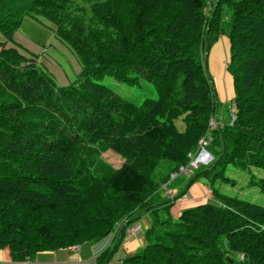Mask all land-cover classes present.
<instances>
[{"label": "trees", "instance_id": "obj_1", "mask_svg": "<svg viewBox=\"0 0 264 264\" xmlns=\"http://www.w3.org/2000/svg\"><path fill=\"white\" fill-rule=\"evenodd\" d=\"M25 17L49 22L78 56L73 82L57 85L34 57L6 46ZM222 35L234 119L209 128L218 100L207 57ZM105 76L145 80L156 96L133 103ZM203 137L212 161L178 172ZM107 150L118 167L101 158ZM163 161L170 167L155 178ZM227 166L248 170L264 193L252 172L264 169V0H0V248L13 258L118 229L96 257L110 264L144 210L145 245L115 264H264V205L216 188L235 184ZM197 180L212 199L172 215ZM165 183L173 196H158Z\"/></svg>", "mask_w": 264, "mask_h": 264}, {"label": "crops", "instance_id": "obj_2", "mask_svg": "<svg viewBox=\"0 0 264 264\" xmlns=\"http://www.w3.org/2000/svg\"><path fill=\"white\" fill-rule=\"evenodd\" d=\"M50 28L51 25L49 23L41 24L32 18L30 19L29 17H25L22 20L19 28L13 34V43L8 42L6 46L13 45L17 47L21 53H23V50L25 49H32L31 52H33L34 54H40L45 50L44 47L46 45H48V47L50 46V40H53L55 42H58L56 40H59L57 39V37H54V34ZM45 36L47 40H44ZM40 43L42 46L41 48L39 47ZM228 51V39L226 36L222 35L211 46L208 56L210 55L211 58H216L219 52L225 53V55L227 53V58L224 55H221L220 58L221 63H224L223 68H225L224 70H226L225 63H227V60L225 61V58L228 59ZM221 71V66L220 68L218 66L215 70H213L211 64V72H213L216 81L215 89L217 98L219 97L223 103L232 99L233 87L231 76L228 79L227 75L221 73ZM207 190H209V187H207L205 182L201 180L195 181L188 188L186 193L182 197L177 199V201L170 207V213L175 216V214H178L184 208L192 207L207 201L205 199ZM162 197H166L164 193L162 194ZM135 217V220L130 224L128 228L130 230H126L120 246L110 264H115L122 257L133 254L138 248L145 245L144 230L149 227L151 223V216L149 212H145L143 210L139 214H136ZM114 236L115 233L113 232L109 233L99 242L94 244L84 242L82 244H79L77 247L70 246L67 248H59L55 250L39 251L36 252L32 258L28 259L29 264H96V257L103 249L111 244ZM120 251H122V254L120 253ZM21 261L23 260H18L11 256V252L8 246L0 248V264H20Z\"/></svg>", "mask_w": 264, "mask_h": 264}, {"label": "rangeland", "instance_id": "obj_3", "mask_svg": "<svg viewBox=\"0 0 264 264\" xmlns=\"http://www.w3.org/2000/svg\"><path fill=\"white\" fill-rule=\"evenodd\" d=\"M30 18V17H29ZM31 19V18H30ZM38 22V21H37ZM39 23H49L43 18H39ZM42 28V27H41ZM54 37H56L54 35ZM43 39V37H42ZM53 39V38H52ZM58 39V38H57ZM44 40H47L46 36L44 37ZM58 42H55L53 40H50V46L46 45L44 47V51L40 54H34L31 50L25 49L23 50V54L29 57H34L37 65L43 69L46 73H48L54 80V82L59 86H65L70 84L74 81L76 78V75L81 69V62L78 58V56L73 52L66 43L63 41L56 40ZM59 43V44H57ZM37 45V44H35ZM60 45V46H59ZM39 47L41 48V43L39 44ZM48 47V48H47ZM23 49V48H22ZM40 52V51H38ZM33 55V56H32ZM221 55L226 56L227 53H220L217 55L216 58H211L209 55L207 57V66H208V72L212 78L213 85H214V91L216 93L215 85V76L213 75V72H211V64L212 69L215 70L216 67L220 66L222 67L221 73H224L227 75L228 79L230 78V74L227 70H224L223 68L224 63H221ZM225 58V61L228 59ZM227 63H225L226 67ZM102 82H104L106 85H108L110 88L114 89L116 92H118L124 99H127L133 103L139 104L144 98L151 97L155 98L156 93L152 87V85L145 81V80H139L136 84H128L124 82H119L109 76H105L102 79ZM217 95V94H216ZM218 108H217V116L218 119L226 121L228 117V110L231 109L229 101H225L222 103V100L218 97ZM224 118H223V116ZM219 121V122H220ZM209 128H214L209 125ZM101 158L106 161L107 163L111 164L113 167H118L121 162L122 158L120 155L116 154L113 151L107 150L100 154ZM212 157L207 156L203 159L200 158L198 162L204 161L207 162ZM166 162V161H163ZM203 162V163H204ZM199 165V164H198ZM197 165V167H198ZM206 164H202L201 166H205ZM170 167V164L168 162L164 163V165H159L155 170V178H159L160 176L164 175L168 168ZM195 169L191 170L190 173H193ZM252 172L257 177H264V169L262 168H252ZM189 173V174H190ZM225 175L230 177L235 181V184H232L230 181H224V180H217L215 181L216 188L224 194L227 195H237L239 198L251 201L253 203L264 205V193L260 192L255 185L248 184V179L250 173L248 170H242L239 168H236L234 166H227V169L225 171ZM203 181V180H201ZM205 182V181H203ZM206 183V182H205ZM207 185V183H206ZM208 187V185H207ZM164 193V189L161 187L159 189L158 196H162ZM205 199L208 201L211 199L210 190H207V193L205 195ZM206 202V201H205ZM204 203V202H202ZM201 204V203H200ZM160 215L163 216L164 212H160ZM176 215V214H175ZM116 229L115 231H117ZM114 231V232H115ZM113 233V232H111ZM122 254V251H120ZM114 258V257H113ZM118 263V262H116Z\"/></svg>", "mask_w": 264, "mask_h": 264}, {"label": "built area", "instance_id": "obj_4", "mask_svg": "<svg viewBox=\"0 0 264 264\" xmlns=\"http://www.w3.org/2000/svg\"><path fill=\"white\" fill-rule=\"evenodd\" d=\"M229 118H230V121H232L234 119V114L232 112L230 113ZM219 121L220 120L218 119V116L215 114L213 117H210L209 125L211 127H216L217 125H220ZM198 143H199V145H198L199 150H197V152H190L187 154V157L189 158L188 164L185 167L180 166L178 169V172L186 174L189 172L190 169H196L198 164H207L211 161L212 158L210 160H208L207 162H204V161L198 162V160H200V158L204 160L206 155L211 156L206 150V146L209 143V137L208 138H205V137L201 138ZM175 175L176 174L174 173L171 175V177H174ZM162 187L164 188L166 195H168V196L174 195V190L172 188H170L167 183H165ZM129 230L130 229H128L127 231H129ZM77 246L78 245H75V247H77ZM20 264H29V260L25 259V260L21 261Z\"/></svg>", "mask_w": 264, "mask_h": 264}]
</instances>
